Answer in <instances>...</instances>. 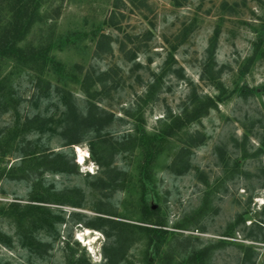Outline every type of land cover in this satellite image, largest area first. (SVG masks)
<instances>
[{
    "label": "rangeland",
    "instance_id": "obj_1",
    "mask_svg": "<svg viewBox=\"0 0 264 264\" xmlns=\"http://www.w3.org/2000/svg\"><path fill=\"white\" fill-rule=\"evenodd\" d=\"M50 1L21 42L50 41L47 63L13 71L20 106L0 115V131L20 126L25 116L54 123L7 140L0 202L42 196L44 202L33 203L50 211L55 231L40 232L49 247L38 257L0 218L1 231L11 236L8 246L0 243V264H146L144 258L158 264L160 242L161 256L173 258L169 264H186L193 255L195 264H264V0ZM215 32L213 67L206 70ZM11 67L0 61L1 76ZM85 71L108 72L105 89L92 87V101L112 115L104 132L112 141L136 139L131 151L128 144L126 152L106 157L105 174L90 153L92 130L79 127L72 137L80 142L64 145L66 124L58 123L65 99L84 107ZM34 74L60 90L39 95L44 83L35 88ZM242 88L251 91L242 95ZM205 96L216 106L165 134L168 117ZM196 132L202 140L188 147L187 135ZM181 147L189 149L187 165L169 167ZM38 148L63 152L66 169L38 163ZM10 166L12 178L5 175ZM158 219L163 239L153 237L147 250V234L138 227L156 229ZM116 222L134 226L122 257L113 256L110 244L118 237Z\"/></svg>",
    "mask_w": 264,
    "mask_h": 264
},
{
    "label": "trees",
    "instance_id": "obj_2",
    "mask_svg": "<svg viewBox=\"0 0 264 264\" xmlns=\"http://www.w3.org/2000/svg\"><path fill=\"white\" fill-rule=\"evenodd\" d=\"M121 1V0H120ZM129 4H135L136 0H126ZM52 3L50 0H0V61L12 62L14 67H11V71L7 74L1 76L0 74V115L9 113L11 111L17 112L20 106V99L16 91V86L12 83L11 75L14 74V70L18 72H23L22 68L29 67V69L34 68V65H45L48 60V53L51 50V42L48 41L47 44L42 43V41H36V44H33V41L24 42L25 34L27 33L29 27L33 24L34 19L37 17L38 21H42L43 18H40L39 15L40 7L43 4ZM174 5H179L176 0H171ZM57 14V9L54 10V14ZM55 14V15H56ZM55 15L50 14V18L55 19ZM113 17V13L110 16ZM185 33H183V36ZM104 37V35H103ZM25 40V39H24ZM216 42V32L213 34V37L208 43L207 51V60L205 63V68L212 69L213 67V58H214V49ZM172 55L169 54V58ZM19 69H21L19 71ZM17 72V73H18ZM25 72V71H24ZM107 71L98 72L96 77L93 74L85 71L80 81L81 90L84 93L86 98V103L84 107L78 109L75 105L74 100H64L63 102V116L64 119L58 120V123H64V131L66 133V143L64 145L77 144L80 142V139L72 137L74 131L79 127L88 128L92 130V136L88 141L89 149L92 158L97 163L98 167L101 169V173L105 174V159L107 156L112 155L113 153L126 152V146L129 144V150L131 151L132 147L136 144V139L131 134L122 136L120 140L112 141V138L108 137V131L104 132V125L107 124L112 115L105 111L103 108L97 107L96 103L92 101L94 97V91L92 87L100 86V88L105 89L106 86L104 81L107 78ZM11 80V81H10ZM29 81L36 88H40L38 85L40 82L44 83V88H40L39 95L43 97H48V95L53 92L51 88H54L55 92L60 90L56 85L51 84L49 81H45L39 75L34 74ZM157 79L149 84V90H153L157 85ZM104 85V86H103ZM101 89V90H102ZM249 91L247 88L241 89V94L246 95ZM215 101L205 96L202 100H197L193 103L192 106H185L182 108L181 112L178 115L168 117L167 121H164V130L165 134L170 135L174 125L183 124L187 121H198V119L207 113L210 107H215ZM48 118H41L40 115H33L31 117L25 116L24 121L20 124L16 122L17 125L13 128H6L5 130L0 131V160L4 159L6 156V151L8 147V139L11 137L23 136L25 131L29 127L39 126L37 124L41 123L47 126V129H51V125L54 123ZM161 121V120H160ZM186 121V122H187ZM12 134V135H11ZM188 147H194L202 140V135L199 132L194 134L187 135ZM98 148V150H96ZM49 148H38L34 152L40 153L35 155V160L38 163H45L48 169L54 170H65L67 160L63 152H54L48 151ZM22 151V150H21ZM32 152V153H34ZM189 149L187 147H181L173 155V158L168 165L173 167L177 165V162H180L183 165L185 163L184 157L188 156ZM29 154V153H28ZM31 154V153H30ZM26 156L22 152L21 156ZM183 160V161H182ZM15 169L10 166L6 172V176L10 178L14 177ZM4 168L0 169V177L3 174ZM45 198L42 196L34 195L30 196L27 199L26 203L21 204L17 201H11L7 203L0 202V218L6 219L15 227L14 236L18 243H21L30 254H34L38 257H42L43 253L47 251L49 243L43 241L39 234L40 232L52 233L55 231L54 222L52 221L50 211L43 205H38L33 202H44ZM158 217V216H157ZM111 222V221H110ZM114 223V222H112ZM119 226V231L117 233L118 237L115 241L110 242L113 249V256L118 257L125 251L124 249L128 247L127 239L128 236L126 231L131 226L127 223L116 222ZM156 225L159 227L156 229L147 228V227H138L140 230H143L147 234V250L153 243V237L161 241L163 239L164 231L160 228L162 226L161 220H157ZM124 233V234H123ZM11 236H7L0 229V243L3 245H9ZM162 243H157L154 245V253H156L158 258V264H169L167 259L173 258L167 253L161 256L160 248ZM204 260L208 258V255L205 251L199 253ZM194 256V255H193ZM193 256H189V262L186 264H195L192 260ZM145 259L146 264H150V260ZM71 264H78L76 261L71 262ZM197 264V263H196Z\"/></svg>",
    "mask_w": 264,
    "mask_h": 264
}]
</instances>
